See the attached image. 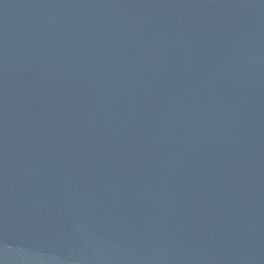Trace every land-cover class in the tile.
Masks as SVG:
<instances>
[{
  "label": "water",
  "instance_id": "water-1",
  "mask_svg": "<svg viewBox=\"0 0 264 264\" xmlns=\"http://www.w3.org/2000/svg\"><path fill=\"white\" fill-rule=\"evenodd\" d=\"M0 264H264V0H0Z\"/></svg>",
  "mask_w": 264,
  "mask_h": 264
}]
</instances>
